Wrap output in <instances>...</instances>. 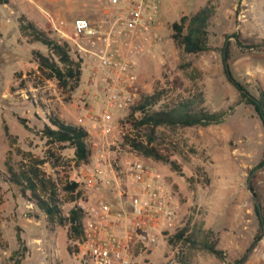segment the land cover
Segmentation results:
<instances>
[{
    "label": "rangeland",
    "instance_id": "374dc122",
    "mask_svg": "<svg viewBox=\"0 0 264 264\" xmlns=\"http://www.w3.org/2000/svg\"><path fill=\"white\" fill-rule=\"evenodd\" d=\"M159 1V0H158ZM210 2L215 9L210 18L209 41L216 49L201 53H186L171 37V23L183 14H193ZM53 7L42 11L46 27L51 14L61 29L52 25L51 35L70 44V52L81 58L74 44V19L84 17L96 22L107 9L108 0H70L65 13L55 12L65 0H55ZM168 9L158 14L148 40L140 33L132 41L140 42L143 50L122 45L125 56L131 58L138 69L137 93L140 97L164 89V103L172 104L180 97L202 92L204 106L209 110L229 109L223 122L209 126H158L153 145L161 147L175 161L178 169L169 163L154 161L140 155L124 137L145 140L150 130L135 128L128 120L131 109L116 113L115 129L107 136L86 124L90 145L109 144L118 158L138 157L149 161L160 172L164 186L172 189L178 200V222L171 231L162 234L158 243L147 252L137 254L138 264H227L241 259L259 232L253 198L247 186L251 171L264 153V127L250 104L241 101L239 90L226 78L219 48L225 35L239 32L241 45L228 38L229 68L233 75L252 92L264 90V0H166ZM0 264H79L77 244L69 237V226L49 221L36 204L21 193L20 187L6 180V153L9 140L5 125L18 135L19 145L42 153V141L35 131L49 118L58 117L74 124L78 116L80 86L87 79L88 58L82 59L79 84L74 88L62 87L55 78L39 72L35 50L47 53L41 42H28L19 36V13L9 3L0 5ZM2 14V16H1ZM160 15V16H159ZM3 24V25H1ZM226 40V41H227ZM191 62L200 71L192 79L190 68L182 70L180 64ZM162 103V102H161ZM159 108V106H156ZM27 119L26 129L18 117ZM65 161L58 167L44 166L47 173L64 177L78 169L72 161L73 149H65ZM17 159V157H16ZM252 185L264 213V165L252 179ZM81 196V194H80ZM79 196V198H80ZM79 198L77 203L79 202ZM84 198V197H83ZM73 203H64L67 214ZM211 229L217 247L225 252V260L200 250L192 242L198 227ZM186 228L183 239L176 234ZM24 240V256L17 233ZM189 237L191 241H184ZM195 243V242H194ZM243 264H264V235L260 237Z\"/></svg>",
    "mask_w": 264,
    "mask_h": 264
},
{
    "label": "built area",
    "instance_id": "2783aa9c",
    "mask_svg": "<svg viewBox=\"0 0 264 264\" xmlns=\"http://www.w3.org/2000/svg\"><path fill=\"white\" fill-rule=\"evenodd\" d=\"M158 8V0H108L96 22L74 19V44L79 56L89 59L87 79L79 88L75 125L90 124L108 141L116 113L139 99L138 69L124 55L120 41L143 50L132 39L140 33L148 40ZM49 20L61 32L51 15ZM87 142L88 162L71 173L81 191L78 205L83 211L79 264H138L137 254L147 252L162 234L176 227L177 197L149 161L118 158L109 144L90 145L89 132Z\"/></svg>",
    "mask_w": 264,
    "mask_h": 264
},
{
    "label": "trees",
    "instance_id": "16d2710c",
    "mask_svg": "<svg viewBox=\"0 0 264 264\" xmlns=\"http://www.w3.org/2000/svg\"><path fill=\"white\" fill-rule=\"evenodd\" d=\"M0 2H8V0H0ZM214 12V6L208 1L193 14L181 15L179 19L171 23L172 39L186 53H201L216 49L209 41L210 18ZM18 22L20 33L27 38L28 42H41L48 49L47 53L38 50L34 51L38 61L39 72L43 73L47 78H55L62 87H76L79 84L82 73V59H75L72 56L70 44L67 41H60L51 35L52 23L47 22L46 27L43 29L23 13L18 15ZM230 37L236 38L237 44H242L239 32L225 35V41L219 50L226 78L239 90L241 101L250 104L254 108L264 127V90L259 87L255 93H252L244 83L233 75L229 64L226 65L224 62L223 48L226 40ZM228 45L226 49L227 61L230 59ZM180 68L182 70L190 68L187 74L192 79L200 75V71L191 62L180 64ZM243 89L246 91L243 92ZM165 92L164 89H160L151 94L141 95L130 106L129 122L137 129L146 127L150 132L145 140L125 136L124 141L140 155L151 158L154 161L169 163L174 169H178L177 163L170 159L167 152L161 147L152 144L155 128L158 126L184 127L218 124L226 119L232 107H229L228 110H209L204 106L202 92H197L189 97H180L169 105L164 103L163 100ZM157 105L159 108L156 107ZM18 119L26 129L34 130L29 126L26 118L19 116ZM5 131L10 146L5 160L7 169L6 180L19 186L21 193L35 203L36 207L47 216L49 221L68 225L69 237L79 241L82 236L81 219L83 211L77 203L81 194L78 184L71 179L69 171L65 173L64 177L58 178L47 173L44 166L47 163H50L53 167L60 166L66 159L63 151L69 148L73 149L72 161L75 164L79 165L88 162L90 151L87 142V129L51 116L49 123H45L40 130L35 131L43 142L41 154L21 147L18 142V135L12 133L8 125H5ZM263 163L264 153L257 166H261ZM64 203H73L67 214L63 212L62 206ZM253 207L258 218L259 232L254 237V240H257L261 237L263 230L264 213L262 212V222L255 204H253ZM185 231L186 228L179 230L176 234V239H183ZM213 234L211 229H203L199 226L195 240H193L195 243L192 242V244L224 261L225 252L217 247V240ZM17 239L21 246L15 251V254L21 252L22 257L26 248L19 232L17 233ZM184 241L188 242L191 239L187 237ZM239 260L236 259L233 263L227 264H236ZM180 264L187 263L181 261Z\"/></svg>",
    "mask_w": 264,
    "mask_h": 264
},
{
    "label": "crops",
    "instance_id": "0c3cea01",
    "mask_svg": "<svg viewBox=\"0 0 264 264\" xmlns=\"http://www.w3.org/2000/svg\"><path fill=\"white\" fill-rule=\"evenodd\" d=\"M55 0H8V2H0V5H4L7 7L9 3L14 4L15 10L19 14H25L31 21L35 22L39 27H42L43 21H44V15L42 11H46L48 7H53ZM161 7H160V12L162 13L168 7L166 6V0H159ZM108 7V4H107ZM70 8V0H65V4L61 6V8H55V12L57 13H63L65 10V13L67 14L68 10ZM2 11V9H0ZM3 13V11H2ZM64 14V13H63ZM51 14H48V16ZM2 16V14H1ZM53 16V15H52ZM160 16V15H159ZM54 18V17H53ZM55 19V18H54ZM50 21V20H49ZM3 25V24H1ZM21 36V33H19Z\"/></svg>",
    "mask_w": 264,
    "mask_h": 264
},
{
    "label": "water",
    "instance_id": "95a60500",
    "mask_svg": "<svg viewBox=\"0 0 264 264\" xmlns=\"http://www.w3.org/2000/svg\"><path fill=\"white\" fill-rule=\"evenodd\" d=\"M233 38H234V37H233ZM234 39H236V38H234ZM227 45H228V40L226 41L225 46H224V48H223V58H224V62H225L226 65H228V61H227V58H226V56H227V52H226ZM241 46L244 47V48H253V47H254V45H251V46H244V45H241ZM242 91L245 92L246 90L243 89ZM263 165H264V163H263L261 166H257V167H255V168L251 171V173H250V175H249V177H248V180H247V186H248V189H249V191H250V193H251V195H252L253 202H254V204H255V206H256V209H257V211H258V213H259V215H260V217H261L262 222H263V217H262V206H261V203H260V201H259V199H258V196H257L256 192H255L254 189H253L252 179H253V177H254L255 172H256L259 168H261ZM263 235H264V225H263V230H262L261 236H263ZM259 239H260V238H259ZM259 239L255 240V241H254V242L248 247V249H247L246 252L244 253L243 257H242V258H241L236 264H243V263L247 260L249 254L251 253L252 249L254 248V246L256 245V243L259 241Z\"/></svg>",
    "mask_w": 264,
    "mask_h": 264
}]
</instances>
